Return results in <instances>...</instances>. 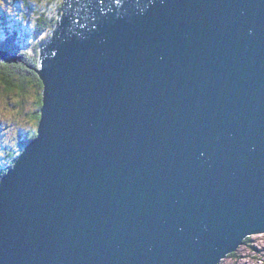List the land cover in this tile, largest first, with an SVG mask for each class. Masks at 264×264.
<instances>
[{"label":"water","instance_id":"obj_1","mask_svg":"<svg viewBox=\"0 0 264 264\" xmlns=\"http://www.w3.org/2000/svg\"><path fill=\"white\" fill-rule=\"evenodd\" d=\"M57 15L36 136L0 181V264H218L264 233V0Z\"/></svg>","mask_w":264,"mask_h":264},{"label":"rangeland","instance_id":"obj_2","mask_svg":"<svg viewBox=\"0 0 264 264\" xmlns=\"http://www.w3.org/2000/svg\"><path fill=\"white\" fill-rule=\"evenodd\" d=\"M0 0V18H5L11 30L22 36L21 46L30 54V34H36L37 21L45 13L49 18L57 19L61 0ZM27 35L28 40H25ZM32 38V42H45L50 35ZM42 90V88H41ZM36 93L34 89L24 101L14 95L0 92V170L8 163V153H17L19 141H22L33 125L28 119L35 110ZM18 154V153H17ZM19 156V155H18ZM254 243V244H251ZM218 264H264V233L248 236L233 254L220 260Z\"/></svg>","mask_w":264,"mask_h":264},{"label":"trees","instance_id":"obj_3","mask_svg":"<svg viewBox=\"0 0 264 264\" xmlns=\"http://www.w3.org/2000/svg\"><path fill=\"white\" fill-rule=\"evenodd\" d=\"M56 22V18L52 20L45 13L37 21L36 34H42L43 36L50 35L56 25ZM0 23V50L6 51L11 55L19 57L17 63L11 64L6 63L0 59V92H2L6 96L14 95L21 104L24 101L25 97L30 94L31 89H34L36 93L35 110L31 115L28 114V119L30 118L33 129L31 128L27 132L25 138L22 141H19L20 143L17 150L18 154L15 152L8 153V163L3 169L0 170L1 181L2 176L6 173L9 167L13 166L16 158L22 152L24 147L36 136V127L40 118V114L38 112L42 105V83L37 73L35 72V68L38 66L39 52L37 51L39 50V41H35L29 44V54L26 52V49H23V47L21 46L20 42L22 41V36H20L19 32L16 30H9L11 28L8 26V23L3 17ZM37 37L39 36L37 35ZM25 39L26 41L28 40L27 37H25ZM18 43H20V45H18Z\"/></svg>","mask_w":264,"mask_h":264},{"label":"bare ground","instance_id":"obj_4","mask_svg":"<svg viewBox=\"0 0 264 264\" xmlns=\"http://www.w3.org/2000/svg\"><path fill=\"white\" fill-rule=\"evenodd\" d=\"M251 244H254V243H251Z\"/></svg>","mask_w":264,"mask_h":264}]
</instances>
